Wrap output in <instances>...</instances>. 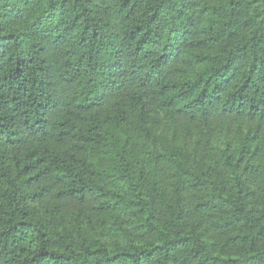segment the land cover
Instances as JSON below:
<instances>
[{
	"label": "trees",
	"instance_id": "trees-1",
	"mask_svg": "<svg viewBox=\"0 0 264 264\" xmlns=\"http://www.w3.org/2000/svg\"><path fill=\"white\" fill-rule=\"evenodd\" d=\"M0 264H264V0H0Z\"/></svg>",
	"mask_w": 264,
	"mask_h": 264
}]
</instances>
